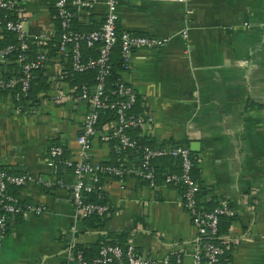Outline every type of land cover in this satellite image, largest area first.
<instances>
[{
    "label": "crops",
    "instance_id": "crops-1",
    "mask_svg": "<svg viewBox=\"0 0 264 264\" xmlns=\"http://www.w3.org/2000/svg\"><path fill=\"white\" fill-rule=\"evenodd\" d=\"M187 7V38L183 4L127 0L116 8L122 31L170 36L162 47L136 50L131 68L119 73L137 96L138 113L148 117L136 133L156 148L182 145L195 155L199 202L229 209V224L217 236L224 263L264 264V0H189ZM104 12L99 0L82 23L96 28ZM16 14L25 17L30 39L40 32L58 39L51 0H20ZM45 49L44 89L23 100L20 110L11 93L0 92V166L28 176L18 201L44 208L0 232V264H62L76 245L90 251L111 241L132 243L154 264H194L198 235L182 205L183 188L163 177L179 169L174 162L164 167L157 161L162 177L154 185L103 177L109 211L95 226L79 216L67 188L75 176L68 168L53 174L46 160L51 144L78 158L76 138L89 103L66 95L79 92L66 74L69 62ZM19 71L16 60L0 62V76ZM114 125L115 119L100 129ZM86 154L100 164L112 162L115 152L110 141L95 136Z\"/></svg>",
    "mask_w": 264,
    "mask_h": 264
},
{
    "label": "built area",
    "instance_id": "built-area-1",
    "mask_svg": "<svg viewBox=\"0 0 264 264\" xmlns=\"http://www.w3.org/2000/svg\"><path fill=\"white\" fill-rule=\"evenodd\" d=\"M20 0H0V28L14 32L17 38V48L27 50L32 43H46L52 39L51 34L40 32L32 39L23 28L25 17L17 16L16 8ZM55 8V15L59 20L60 34L56 45L55 53L69 62V68L75 73L94 70V82L91 86L83 84L78 93L66 94L74 100L88 101L89 110L84 114L80 132L76 141L80 147L76 160L65 155L61 145L51 144L47 151L46 165L56 174L61 168L70 169L76 181L68 185V190L73 195V204L81 218L91 215L103 217L109 211L106 203L89 201L86 195L102 189L100 181L103 177H112L120 183L124 178L131 176L139 178L154 185L155 172L151 164L152 160L162 155H169L179 160V172L168 173L164 177L166 184L180 182L183 185L182 205L191 217L195 226L198 240L194 247V264H223L222 254L224 248L215 241L219 233L220 218L229 213L224 203H220L211 209H202L197 202V185L191 175V151L186 146H171L163 148L142 147V154L138 165L134 160L128 159L125 155L117 156L114 164H93L88 162L86 151L90 141L95 137L103 141L116 139L118 144L115 150L126 151L137 148V140L133 139L128 130H141L145 127L148 117L134 111L137 96L119 75L120 72L131 68L134 52L142 48H159L166 45L170 36H155L134 34L124 31L119 35V53L121 69L112 91L113 97L106 94V80L110 74L111 53L118 39L117 23L118 16L116 8L119 3L127 0H104L105 12L99 26L88 31H74L71 29L73 20L83 22L90 16L99 0H51ZM159 2H177L183 4L186 13L185 25L181 31L184 38L188 37L187 16L191 10L187 7L189 0H154ZM15 19L10 18L11 16ZM83 47L95 51V56L85 55ZM14 49L13 45L0 48V62L7 59ZM48 57L45 48H41L33 57L26 54H19L16 62L20 65L19 76L0 78V89L14 88L18 90L14 94L15 106L20 110L23 98L27 96L34 70L43 66ZM59 77H63L60 74ZM62 95L57 96L61 99ZM113 111L115 125L112 129L102 132L98 126L99 113L102 110ZM136 160V157H133ZM28 179L26 174H9L0 169V232L5 233L8 220L12 215H20L22 218L28 214L40 215L44 208L32 203H20L16 196L6 192L7 185L22 186ZM57 184L63 185L61 180ZM62 264H154V261L140 255L132 243L103 244L98 253L91 259H86L82 251H68L66 261ZM162 264H168L164 260Z\"/></svg>",
    "mask_w": 264,
    "mask_h": 264
},
{
    "label": "trees",
    "instance_id": "trees-1",
    "mask_svg": "<svg viewBox=\"0 0 264 264\" xmlns=\"http://www.w3.org/2000/svg\"><path fill=\"white\" fill-rule=\"evenodd\" d=\"M3 14L1 11H0V15ZM10 18L12 19H15L16 17L11 16ZM55 19V24H56V32H57V36L59 37V34H60V25H59V20L58 18L54 17ZM94 27L91 26L90 24H84L82 22H79L78 20H73V22L71 23V29L74 30V31H78V32H82V31H88V30H91L93 29ZM117 36H118V39L113 47V50H112V53H111V65H112V68H111V71H110V74L108 75L107 77V80H106V86H105V89H106V94L108 95L109 98H112L113 97V93L112 91L114 90L115 88V82H116V79L118 77V71L121 69V59H120V53H119V35L124 32L122 31L118 26H117ZM57 42H58V39L57 38H52L50 41L46 42V43H40V42H34L31 44V46L27 49V50H21L19 48H17L16 44H17V38H16V34L14 32H11V31H7L5 29L2 30V36L0 38V48L2 47H5L7 45H13L14 46V49L11 51V53L8 55L7 60H16V58L18 57L19 54H26L28 57H33L37 52L40 51V49L42 48H50L51 51H55L56 50V45H57ZM83 51H84V54L85 55H92V56H95V51L91 50V49H87L85 47H83ZM3 61V62H5ZM9 66V65H8ZM41 69L42 67L34 70L33 72V78L30 82V88H29V91H28V94L27 96H25L23 98V100H26V99H29V100H32L36 94V92L39 90V89H44L46 87V84H44L43 82V78H42V74H41ZM21 72V68H20V71L18 72V74L16 75H9V73H6L2 76H0V78H10L12 76H19ZM69 77V80L71 79V83L76 86V91H80V88L81 86L85 83L87 84L88 86H91L94 82V76H95V71L94 70H88V71H85V72H81V73H75L73 71H71V69L67 70V73H66ZM63 75L65 76V72H63ZM18 90L17 87H14V88H4V89H0V92H9L11 93L12 95V98L14 100V94L16 93V91ZM138 104V99H137V102H136V105ZM136 105L134 106V111L138 112L137 111V108H136ZM115 119V116H114V113L113 111H110L108 109L106 110H102L100 111L99 113V121H98V126H101L102 124H105L111 120ZM137 129H131V130H128V133L129 135L133 138V139H136L137 140V148L135 149H131V150H126V151H119V150H115V146L118 144V141L116 139H111L110 142L113 144V147H114V159L112 162H107V163H102V164H114L115 163V159L117 156H123L125 155L126 157L128 158H133V157H136V160H134V164L135 165H138V161L140 160V157H141V154H142V147L143 146H148V147H151V148H156L154 145H153V142L150 141V139L148 138H145V137H141V136H138V134L136 133ZM65 155H66V151H65ZM191 160H192V167H191V175L193 178L197 177V168H196V165H197V160H196V157L195 155L191 152ZM157 161H162L163 164H164V167H166L168 164L169 165H172V163H176L178 164L179 166V169L174 171V172H179L180 170V165H179V160L176 159V158H172L171 156L169 155H162V156H159V157H156L152 160L151 164L154 168V172H155V180H154V184L156 183V180H157V177H162L161 175V169L158 168V165H157ZM0 169L9 173V174H17V173H13L11 171H8L5 167L3 166H0ZM62 168L60 170H58L57 173L61 172ZM173 171L171 172H166L163 177H165L166 174L168 173H172ZM196 174V175H195ZM195 180V179H194ZM100 183H102L100 181ZM174 185H178V186H181L183 188V185L178 182V183H174ZM19 187L18 186H14V185H7V188H6V192L9 193V194H12L15 196L16 192H17V189ZM184 190V188H183ZM199 192L197 190L196 192V196H197V202H198V205L202 208V209H211L215 206L218 205L217 202H213V203H206L204 204V206L202 205V202H199ZM86 199L89 200V201H97L99 203H106V198H105V194L103 192V190H97L95 192H92V193H89L86 195ZM20 202V201H19ZM22 204L24 203H28V202H20ZM107 204V203H106ZM102 218L103 217H100V216H97V215H91V216H88L87 218L85 219H89L90 220V224L91 225H99L101 222H102ZM17 220V219H22V217L20 215H12L10 216L9 220H8V224H7V227L9 226V224L13 221V220ZM229 221H230V217L228 216H222L220 218V222H219V230L220 232H223L226 230L228 224H229ZM7 227H6V230H7ZM5 230V232H6ZM215 241L218 242L217 238H215ZM103 244H118L119 246H123L124 244L121 243V242H114V241H111V242H106V243H103ZM101 244V245H103ZM99 244H95L93 245V247L90 249H85L82 245H76L74 246V248L72 249L73 252H77V251H82L83 253V256L86 258V259H91L93 257H95L98 253V250L100 248ZM97 251V252H96ZM95 252V255H93ZM222 262L223 264L224 263V253L222 254ZM202 264H206L205 262L202 263Z\"/></svg>",
    "mask_w": 264,
    "mask_h": 264
}]
</instances>
